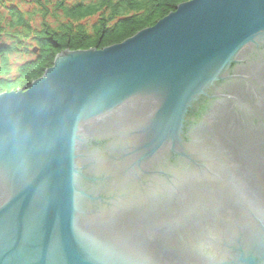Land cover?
Returning a JSON list of instances; mask_svg holds the SVG:
<instances>
[{
    "label": "water",
    "instance_id": "1",
    "mask_svg": "<svg viewBox=\"0 0 264 264\" xmlns=\"http://www.w3.org/2000/svg\"><path fill=\"white\" fill-rule=\"evenodd\" d=\"M0 264H264V0H190L0 94Z\"/></svg>",
    "mask_w": 264,
    "mask_h": 264
},
{
    "label": "trees",
    "instance_id": "2",
    "mask_svg": "<svg viewBox=\"0 0 264 264\" xmlns=\"http://www.w3.org/2000/svg\"><path fill=\"white\" fill-rule=\"evenodd\" d=\"M34 0L43 19L16 8L0 14V94L29 88L67 51L104 49L122 43L190 0H97L67 5L63 0ZM47 16L58 22L49 25ZM96 18L93 24L87 21ZM15 56L23 57L15 67ZM30 57L28 60H23Z\"/></svg>",
    "mask_w": 264,
    "mask_h": 264
},
{
    "label": "rangeland",
    "instance_id": "3",
    "mask_svg": "<svg viewBox=\"0 0 264 264\" xmlns=\"http://www.w3.org/2000/svg\"><path fill=\"white\" fill-rule=\"evenodd\" d=\"M63 1L69 6L74 3H79V2L91 3L97 0H63ZM37 5L38 4H36L34 0H0V14L8 15L7 13H8L9 8H16L23 14L33 16L32 18L35 19V21L33 22V25H34L33 27L39 28L41 27V24L43 23V19L38 14L39 11L37 12V8H36ZM95 21H96V18L89 20L87 22L90 24H93ZM46 22L52 27H56L58 24V22L54 20L53 18H51L50 16H47ZM22 58L23 57L15 56V60H16L15 67H17L18 63H21ZM28 59H30V57H25L23 60H28Z\"/></svg>",
    "mask_w": 264,
    "mask_h": 264
}]
</instances>
